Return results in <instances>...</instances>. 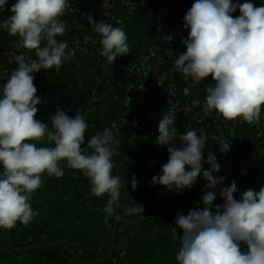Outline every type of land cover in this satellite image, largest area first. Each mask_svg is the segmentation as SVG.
<instances>
[{
  "label": "clouds",
  "instance_id": "9594fccd",
  "mask_svg": "<svg viewBox=\"0 0 264 264\" xmlns=\"http://www.w3.org/2000/svg\"><path fill=\"white\" fill-rule=\"evenodd\" d=\"M8 0H0L3 13ZM68 0H15L11 15L0 21V29L18 36L17 47L35 50L36 58L21 54L15 59L18 67L7 82L0 84V229H12L17 222L27 225L38 212L29 201L43 185L42 176H64L60 166L79 170L91 181V193L97 198L107 196L103 212L106 218L115 215L122 180L113 175V157L118 140L110 128L85 139L88 123L78 109L69 116L57 107L49 117L51 125L36 119L37 105L42 99L34 86V73L41 69L59 71L64 61L75 56L67 42L56 40L66 32L62 17ZM239 9L240 15L232 13ZM94 30L101 36L100 55L108 64L129 54L126 32L103 20L95 21ZM183 26L188 36L182 40L186 51L174 62L175 71L192 86L211 76L214 86L206 89L203 104L206 112L216 110L225 119L241 118L249 124L264 121V5L256 7L240 0H195L185 13ZM46 40V46L41 47ZM190 91L186 89V92ZM200 101L194 100L193 105ZM176 112L166 111L158 123L156 144L167 146L168 162L151 180L168 191L183 194L191 189L201 175L209 189L200 197L204 205L178 214L175 224L183 230L181 248L175 259L178 264H264V186L259 191L248 189L237 193L235 180L220 187L223 203L214 205L218 185L225 177L215 176L220 165L212 155L205 158L206 135L196 131L181 134L176 126ZM179 138V146L173 141ZM46 141L54 147H37L34 142ZM231 148L225 143L224 151ZM210 165L202 171V163ZM132 189L137 187L133 176ZM214 208V210H213ZM137 205L130 212L142 213ZM246 249L241 250V244Z\"/></svg>",
  "mask_w": 264,
  "mask_h": 264
},
{
  "label": "crops",
  "instance_id": "0c3cea01",
  "mask_svg": "<svg viewBox=\"0 0 264 264\" xmlns=\"http://www.w3.org/2000/svg\"><path fill=\"white\" fill-rule=\"evenodd\" d=\"M247 0H240V3ZM254 6L264 5V0H251ZM15 0H8L6 10L0 13V21L6 19L11 13L10 9ZM240 15L239 9L232 13L233 18ZM62 21L66 25V32L57 35L59 42H66L76 34V22ZM130 32L142 57L150 56L151 52L159 45L157 35L144 25L134 24L130 26ZM20 38L11 36L7 31L0 29V47H17ZM46 46V40L42 41L41 47ZM27 57L36 58L35 50L17 47ZM174 65V64H173ZM173 70L174 67L172 66ZM11 71L0 73V84L7 82ZM37 95L42 103L37 105L39 111L36 119L45 121L51 125L49 117L55 114L57 107L74 116L80 108L86 94L96 91L98 103L92 116L93 121L102 129H112L119 120L121 111L128 104L127 96L122 86L115 81V74L108 72L106 78L102 75V69L96 58L90 57L83 68L71 59L64 61L59 71L55 68L32 74ZM158 123L148 119L134 125L132 130L125 135V149L121 155V166L124 168L126 177L125 195L137 205L152 212H158L163 218L175 219L178 214L187 215L193 208H203L200 197L205 194L206 181L198 176L194 186L185 188L183 194L168 191L164 185L151 184L152 177L160 173L161 168L168 162L169 153L167 146L156 144L158 136ZM34 142L37 147L49 145L46 141ZM173 145L179 146V138L174 140ZM262 171L264 160L258 159ZM64 176L57 179L42 176L43 185L32 194L29 203L38 215L27 225L18 222L19 231L28 236V239L17 234L21 243H28L34 239V235L42 241H72L79 244L82 250L88 247L99 246L110 235V226L103 209L105 202L100 201L91 193V181L79 170L67 166L64 161L60 165ZM135 177L137 187L132 189L131 180ZM238 181L236 185L238 187ZM226 180L217 186L216 200L214 205L223 203L219 194V188L228 186ZM214 210V208H213ZM148 228L155 229L154 234H145L141 230L130 231L126 240L124 251L127 260L131 264H178L175 257L181 244L177 241L180 235L176 231L164 230L149 222L147 218H140ZM153 229V232H154ZM63 241V242H64ZM66 243V242H65ZM0 264H68V259L61 252L48 250L36 251L27 254H15L7 246L6 229H0Z\"/></svg>",
  "mask_w": 264,
  "mask_h": 264
},
{
  "label": "built area",
  "instance_id": "2783aa9c",
  "mask_svg": "<svg viewBox=\"0 0 264 264\" xmlns=\"http://www.w3.org/2000/svg\"><path fill=\"white\" fill-rule=\"evenodd\" d=\"M68 3L69 6L64 16L74 15L77 17L76 34L66 41L69 49H75V56L72 59L77 65L84 68L90 57L96 58L104 78L108 72L115 74L114 79L122 86L128 100V104L120 113L118 123L111 129L119 142L117 152L113 157L115 166L112 170L113 175L118 174L119 171L124 177L121 179L122 187L120 188L119 203L116 206L117 212L135 206V203L125 195L127 174L121 166L122 154L119 153L122 147V138H125L124 130L141 119L159 122L165 112L169 110L176 112V126L181 134H186L187 131H196L198 135H206L204 156L210 158L214 155L221 168L220 172L214 174L215 176L225 177L224 180L229 183L228 186L233 180L238 181L237 193L240 192V194L248 189L259 191L264 186V171L261 170L258 162V159L264 160V121L259 124H249L239 117L231 120L225 119L216 110L206 112L203 108L207 96L206 89L214 86L215 83L211 80V76L205 78L200 84L192 86L190 79H184L182 74L169 67L168 60L170 65H173L177 56L186 51L182 40L188 36V30L179 21L180 11L178 8L162 4L158 0H68ZM137 18L144 21L146 27L155 33L159 40V45L147 57L141 56V51L134 44L129 29L130 26L136 24ZM92 20L97 22L103 20L113 27L122 28L128 37L129 54L119 57L113 64H108L106 58L100 55L101 36L95 32ZM20 55L14 50L1 51L0 70H4L8 64H16L15 59ZM25 57L27 58V56ZM198 87L204 91V96L200 94ZM186 89L190 91L186 92ZM197 99L200 104L193 105V101ZM97 103L98 94L93 91L87 94L81 104L80 110L85 114L88 123L85 138H91L105 130L97 126L92 119V112ZM262 112H264V108H262ZM228 142H231L230 150L222 152L225 150V143ZM218 157H228L231 161L222 164L218 161ZM238 164L246 168L249 167V164H253L256 170L261 171L263 178L256 180L251 178L250 185H243L245 179L240 176L237 170ZM208 168L210 165L203 162L202 171ZM234 198L239 200L240 196ZM107 220L111 228L113 223L111 216L107 217ZM153 229L148 228L145 223L137 219L126 223L123 228L122 245H125L130 231L141 230L145 234H154L156 230L154 229L153 232ZM20 236L28 239V236L22 231L19 232ZM177 239L181 244V239L179 237ZM106 242L107 240L99 246H90L83 251L101 257L104 254ZM68 264L74 263L68 259ZM108 264L129 263L114 259Z\"/></svg>",
  "mask_w": 264,
  "mask_h": 264
},
{
  "label": "trees",
  "instance_id": "16d2710c",
  "mask_svg": "<svg viewBox=\"0 0 264 264\" xmlns=\"http://www.w3.org/2000/svg\"><path fill=\"white\" fill-rule=\"evenodd\" d=\"M160 3H162V4H167V5H169V6H171V7H173V8H178L179 9V11H180V18H179V21H180V23H183V17H184V15H185V13L191 8V6L195 3V0H158ZM65 21H71V22H75L76 21V19H77V17L76 16H74V15H68V16H64V17H62ZM135 23L136 24H138V25H144V26H146L145 24V22L144 21H142L141 19H139V18H137L136 19V21H135ZM3 50H14V51H16V52H19L20 54H24L21 50H19L17 47H15V46H6V47H0V52L1 51H3ZM25 55V54H24ZM26 56V55H25ZM168 64H169V67H170V69H173L172 68V66L173 65H170V61L168 60ZM18 67V65L17 64H8L7 66H6V68L4 69V70H0V73H2V72H5V71H8V72H13V70H15L16 68ZM198 91L200 92V94L201 95H203L204 96V91L201 89V88H199L198 87ZM87 97V94H86V96H85V98ZM85 98H84V100H85ZM84 100H83V102H84ZM82 102V103H83ZM128 108V107H127ZM126 108V109H127ZM79 109H81V106H80V108ZM94 112H95V110L92 112V116H93V114H94ZM144 121V119H141V120H138V121H136L135 122V124L133 123L127 130H124V132H123V135L125 134H127L128 132H130V130H132V128L134 127V125H136V124H138V123H141V122H143ZM123 137V136H122ZM92 138V137H91ZM90 137H88V138H85L86 139V142H87V140H90L91 139ZM125 138H122V147H121V149H120V154H122V152H123V150L125 149ZM115 159H117V156H115ZM218 161L220 162V163H222V164H227L229 161H231V159H229L228 157H218ZM115 168V166L113 167V169ZM209 169V168H208ZM208 169H206V170H208ZM237 170H238V172H239V174H240V176L242 177V178H244L245 179V182L243 183V185H245V186H248V185H250V183H251V181H252V179L251 178H254L253 180H256L257 178H263V176H262V174H261V171L259 172L258 170H256L255 169V167H253V164H249V167H243L241 164H238V167H237ZM125 171V170H124ZM116 175H118V176H120V178L121 179H124V177L122 176V174H121V172H119L118 171V174H116ZM253 177H252V176ZM236 196H240V192H238V193H234V197H236ZM100 201H102V202H106L107 201V198H106V195L105 196H103V197H100ZM151 212V211H150ZM119 212H117V211H115V215H113V216H111V219H112V221H114V219L116 218V216H117V214H118ZM152 213H155V214H157V215H159L158 214V212H156V211H153L152 210ZM140 218H145V217H143V216H141V215H136V214H132V215H128V216H126L123 220H122V222H121V224H120V228H119V232H118V235H117V238H116V244H115V249H114V253H113V256H112V258L108 261V262H106V263H104V264H108L109 262H111L112 260H114V259H119V260H123V261H126V262H128L129 264H131L128 260H127V258H126V255H125V251H124V244L122 245V235H123V228H124V226L126 225V223H128V222H130V221H132V220H135V219H140ZM146 219V218H145ZM167 219H169L168 217H167ZM147 220L149 221V222H151V223H153V224H155V225H157V226H159V227H161L162 229H164V230H171L170 228H168L167 226H165V225H163V224H160V223H158V222H155V221H153V220H151V219H148L147 218ZM170 220H172V221H175V219H171L170 218ZM173 231V230H172ZM20 231H19V225H18V222H17V224H16V226L14 227V229H13V240H14V243L16 244V245H27V244H31V243H34V242H39V241H42L39 237H38V235L36 236V235H34V239H31L28 243H21L20 241H19V239H18V236H17V234L19 233ZM179 234V233H178ZM180 235V234H179ZM181 236V235H180ZM182 237V236H181ZM62 241H64V240H62ZM64 242H66L67 244H69L78 254H80L83 258H85V259H96V258H99V257H96V256H93V255H91V254H88V253H86V252H84L81 248H80V246H79V244H77V243H75V242H72V241H64ZM108 242H109V238L107 239V242H106V244H105V247H104V251H103V253L105 254L106 253V251H107V248H108ZM245 250V249H244ZM48 251H50V252H61L62 254H64L68 259H70L74 264H79V263H77L71 256H70V254L68 253V252H66V251H63V250H61V249H51V250H48ZM34 253V252H33ZM103 254V255H104ZM102 255V256H103Z\"/></svg>",
  "mask_w": 264,
  "mask_h": 264
},
{
  "label": "water",
  "instance_id": "95a60500",
  "mask_svg": "<svg viewBox=\"0 0 264 264\" xmlns=\"http://www.w3.org/2000/svg\"><path fill=\"white\" fill-rule=\"evenodd\" d=\"M131 208H127L117 214L116 218L114 219L111 225L107 251L103 256L96 258V259L83 258L69 244L63 241H39V242L27 244V245H16L13 240V229L14 228L6 230L7 246L10 249V251L15 254H27V253H32L36 251L61 249L63 251L68 252L70 256L79 264H104L108 262L113 256L115 244H116V238L119 232L120 224L126 216L133 214L130 212ZM135 214L141 215L145 218H148L155 222L163 224L167 226L168 228H170L171 230L176 231L181 236L183 235V230L175 224V221H172L167 218H163L162 216L152 213L149 210H146L145 208H143L142 213H135ZM246 247H247L246 244H243V243L241 244L242 251L246 249Z\"/></svg>",
  "mask_w": 264,
  "mask_h": 264
}]
</instances>
